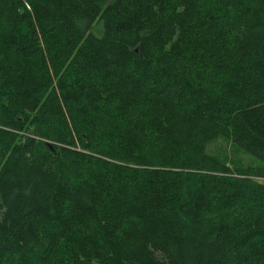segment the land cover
<instances>
[{"label": "trees", "instance_id": "obj_1", "mask_svg": "<svg viewBox=\"0 0 264 264\" xmlns=\"http://www.w3.org/2000/svg\"><path fill=\"white\" fill-rule=\"evenodd\" d=\"M220 138L264 173V0H0V264H264Z\"/></svg>", "mask_w": 264, "mask_h": 264}, {"label": "rangeland", "instance_id": "obj_2", "mask_svg": "<svg viewBox=\"0 0 264 264\" xmlns=\"http://www.w3.org/2000/svg\"><path fill=\"white\" fill-rule=\"evenodd\" d=\"M207 153L218 160L224 162L232 169L246 171V169H256V174L259 180L264 181V173L261 171L263 166L261 163L250 156L248 153L236 147L232 142L226 139H218L212 144H209Z\"/></svg>", "mask_w": 264, "mask_h": 264}, {"label": "water", "instance_id": "obj_3", "mask_svg": "<svg viewBox=\"0 0 264 264\" xmlns=\"http://www.w3.org/2000/svg\"><path fill=\"white\" fill-rule=\"evenodd\" d=\"M46 145H47V147H48L49 149H51L52 151H54V146H53L52 144L47 143Z\"/></svg>", "mask_w": 264, "mask_h": 264}]
</instances>
